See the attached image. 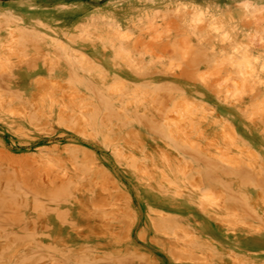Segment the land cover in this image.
<instances>
[{"label":"rangeland","instance_id":"374dc122","mask_svg":"<svg viewBox=\"0 0 264 264\" xmlns=\"http://www.w3.org/2000/svg\"><path fill=\"white\" fill-rule=\"evenodd\" d=\"M0 264H264V0H0Z\"/></svg>","mask_w":264,"mask_h":264},{"label":"bare ground","instance_id":"6f19581e","mask_svg":"<svg viewBox=\"0 0 264 264\" xmlns=\"http://www.w3.org/2000/svg\"><path fill=\"white\" fill-rule=\"evenodd\" d=\"M55 87V86H54ZM40 105V104H39ZM175 130V131H174ZM174 130H172L171 132H172V134L173 135H175V136H178V137H180V138H182V140H184L185 139V133L184 132H182L179 128L177 129V128H175ZM232 142H235V139H234V137H232Z\"/></svg>","mask_w":264,"mask_h":264}]
</instances>
